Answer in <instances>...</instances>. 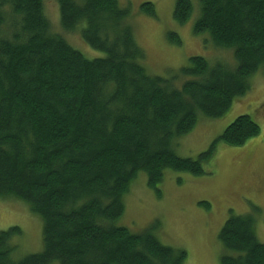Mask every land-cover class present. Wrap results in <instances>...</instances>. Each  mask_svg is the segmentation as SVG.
I'll return each instance as SVG.
<instances>
[{
    "label": "trees",
    "instance_id": "obj_1",
    "mask_svg": "<svg viewBox=\"0 0 264 264\" xmlns=\"http://www.w3.org/2000/svg\"><path fill=\"white\" fill-rule=\"evenodd\" d=\"M56 1L61 29L105 55L87 58L52 31L43 0H0V199L25 202L42 221V250L19 259L11 242L19 227L0 231V264H184L187 252L151 228L131 233L114 222L139 171L157 189L167 169L203 173L217 141L240 146L259 134L244 114L196 158L174 149L200 118L223 116L264 70V0H200L194 33L231 48L236 66L191 56L168 76L147 71L118 0ZM192 10L177 0L173 18L184 24ZM141 11L155 15L151 2ZM218 241L220 264H264L252 213L230 214Z\"/></svg>",
    "mask_w": 264,
    "mask_h": 264
},
{
    "label": "rangeland",
    "instance_id": "obj_2",
    "mask_svg": "<svg viewBox=\"0 0 264 264\" xmlns=\"http://www.w3.org/2000/svg\"><path fill=\"white\" fill-rule=\"evenodd\" d=\"M177 0H118L128 8V22L135 40L144 52L143 64L153 75L168 76L188 63L191 56L204 57L210 65L222 63L234 68L231 48H217L205 33L196 34L193 25L199 14L200 0H190V18L179 24L173 18ZM44 11L52 31L87 58L103 57L102 51L91 48L79 32L61 29L56 0H43ZM144 2L154 5L155 15L141 11ZM177 34L181 43L168 38ZM250 89L236 97L219 118H200L195 126L175 141L180 157L196 158L207 150L239 115H250L260 126L257 136L240 146L217 141L211 157L203 162V173L164 171L157 189L147 185V176L139 171L122 196L123 214L114 222L131 233L151 228L158 240L167 246L187 252L184 264H220L222 253L218 232L230 214L252 213L255 233L264 243V70L249 78ZM160 196H158V191ZM204 203L208 204L206 206ZM17 226L21 233L11 242L16 245L13 257L19 259L42 250V221L20 200L0 199V231ZM51 264H58L53 262Z\"/></svg>",
    "mask_w": 264,
    "mask_h": 264
}]
</instances>
